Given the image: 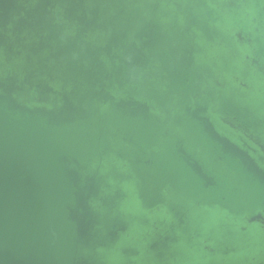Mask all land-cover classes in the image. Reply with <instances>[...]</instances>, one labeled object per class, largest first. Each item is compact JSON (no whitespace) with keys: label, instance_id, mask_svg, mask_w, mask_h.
<instances>
[{"label":"water","instance_id":"obj_1","mask_svg":"<svg viewBox=\"0 0 264 264\" xmlns=\"http://www.w3.org/2000/svg\"><path fill=\"white\" fill-rule=\"evenodd\" d=\"M0 264H264V0H0Z\"/></svg>","mask_w":264,"mask_h":264}]
</instances>
